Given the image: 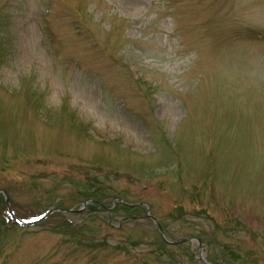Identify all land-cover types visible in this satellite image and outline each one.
<instances>
[{
    "label": "rangeland",
    "instance_id": "rangeland-1",
    "mask_svg": "<svg viewBox=\"0 0 264 264\" xmlns=\"http://www.w3.org/2000/svg\"><path fill=\"white\" fill-rule=\"evenodd\" d=\"M0 36V190L76 210L0 194V264H264V0H0Z\"/></svg>",
    "mask_w": 264,
    "mask_h": 264
},
{
    "label": "trees",
    "instance_id": "trees-1",
    "mask_svg": "<svg viewBox=\"0 0 264 264\" xmlns=\"http://www.w3.org/2000/svg\"><path fill=\"white\" fill-rule=\"evenodd\" d=\"M1 37L2 36H0V39H1ZM0 47H1V43H0ZM77 126H79V125H75V127L73 128V130L76 133L81 134V135H85V134H89L90 133L88 127H86L84 125H81L80 126L81 128H79ZM79 129H82V130H79ZM101 192H103V193H99V192L92 191V190H85V191L82 192L83 195H86L84 197L83 201H87V200L92 199V202L89 204V210H90L89 212L95 213L97 211L98 207H102V208L105 207L106 208V205H108L109 201L106 200V196H105L107 194H105V191L103 189H101ZM138 208H140V207L139 206H130V205L126 204V203L119 202L118 205L114 209H116L117 211H121V210L126 211L131 216L132 212L135 211V210H138ZM5 210L6 209H4V211ZM135 212H137V211H135ZM3 223L5 224L4 226H7L6 220H3ZM12 226H14V227L16 226L17 227V225H12ZM10 228L11 227H5L3 229V231H6L7 229L10 230ZM203 241L207 242V240H204V239H203ZM162 244H163V246L167 245L163 241H162ZM226 249L227 248L224 247L223 251H225Z\"/></svg>",
    "mask_w": 264,
    "mask_h": 264
},
{
    "label": "water",
    "instance_id": "water-1",
    "mask_svg": "<svg viewBox=\"0 0 264 264\" xmlns=\"http://www.w3.org/2000/svg\"><path fill=\"white\" fill-rule=\"evenodd\" d=\"M23 224H24V225H31V224H34V223H30V224H29V223H28V224H27V223H26V224H25V223H23ZM187 241H188V239H186V240H183V241H180L179 243H184V242H187ZM175 244H177V243H175Z\"/></svg>",
    "mask_w": 264,
    "mask_h": 264
}]
</instances>
